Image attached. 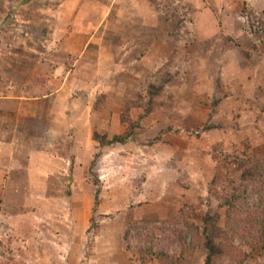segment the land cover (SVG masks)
I'll return each mask as SVG.
<instances>
[{"label": "rangeland", "instance_id": "374dc122", "mask_svg": "<svg viewBox=\"0 0 264 264\" xmlns=\"http://www.w3.org/2000/svg\"><path fill=\"white\" fill-rule=\"evenodd\" d=\"M260 18L264 0H0V264H203L177 262L180 237L222 221L211 182L264 151ZM121 118L133 140L92 139Z\"/></svg>", "mask_w": 264, "mask_h": 264}, {"label": "trees", "instance_id": "16d2710c", "mask_svg": "<svg viewBox=\"0 0 264 264\" xmlns=\"http://www.w3.org/2000/svg\"><path fill=\"white\" fill-rule=\"evenodd\" d=\"M258 22L256 34L264 36V19L260 18ZM260 49L264 53V43ZM169 80L165 78L160 83L156 96L163 92L165 86L172 84ZM151 101L153 102V98ZM121 121L125 125L121 134L107 140L105 135L93 133L92 139L100 146L124 145L133 140L137 125L123 118ZM235 164L239 172V183L235 185L234 181L229 180L223 186L213 179L208 192L217 206L224 210L222 221L217 213L207 212L202 217L200 227L188 225V233L180 237L181 242L187 241V247L179 253L177 262L184 255L192 257L198 252L203 255V264H212L217 256L224 254H229L236 264H243L251 254L264 250V151L258 155L236 157ZM98 193L97 189L96 199ZM141 224L148 225L149 222L128 225L124 238L129 236L130 229H136ZM138 253L149 256L150 252L140 248Z\"/></svg>", "mask_w": 264, "mask_h": 264}]
</instances>
